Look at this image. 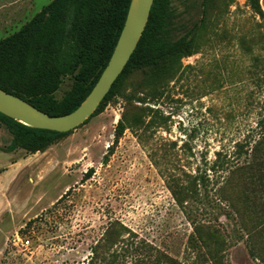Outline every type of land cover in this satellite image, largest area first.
<instances>
[{
  "label": "rangeland",
  "instance_id": "obj_1",
  "mask_svg": "<svg viewBox=\"0 0 264 264\" xmlns=\"http://www.w3.org/2000/svg\"><path fill=\"white\" fill-rule=\"evenodd\" d=\"M51 1L0 0V40ZM173 8L188 51L129 72L46 150L10 152L0 122V264H264V16Z\"/></svg>",
  "mask_w": 264,
  "mask_h": 264
},
{
  "label": "trees",
  "instance_id": "obj_2",
  "mask_svg": "<svg viewBox=\"0 0 264 264\" xmlns=\"http://www.w3.org/2000/svg\"><path fill=\"white\" fill-rule=\"evenodd\" d=\"M132 0H52L18 32L0 40V88L55 116L75 111L107 66ZM261 15L260 0H250ZM197 27H180L173 0H155L143 35L125 69L95 113L121 89L129 72L188 51ZM72 88L56 98L63 80ZM13 135L9 151L42 152L69 132L26 126L0 113Z\"/></svg>",
  "mask_w": 264,
  "mask_h": 264
},
{
  "label": "water",
  "instance_id": "obj_3",
  "mask_svg": "<svg viewBox=\"0 0 264 264\" xmlns=\"http://www.w3.org/2000/svg\"><path fill=\"white\" fill-rule=\"evenodd\" d=\"M155 0H132L114 52L95 86L84 102L73 112L55 116L28 101L0 88V113L26 126L69 132L82 125L97 110L125 69L148 23Z\"/></svg>",
  "mask_w": 264,
  "mask_h": 264
},
{
  "label": "crops",
  "instance_id": "obj_4",
  "mask_svg": "<svg viewBox=\"0 0 264 264\" xmlns=\"http://www.w3.org/2000/svg\"><path fill=\"white\" fill-rule=\"evenodd\" d=\"M26 5H27L26 3L23 4V6L25 8V9H23V13H25L27 11L28 6H26Z\"/></svg>",
  "mask_w": 264,
  "mask_h": 264
},
{
  "label": "built area",
  "instance_id": "obj_5",
  "mask_svg": "<svg viewBox=\"0 0 264 264\" xmlns=\"http://www.w3.org/2000/svg\"><path fill=\"white\" fill-rule=\"evenodd\" d=\"M28 245H29V241H26V244H23V246H24L25 248H27Z\"/></svg>",
  "mask_w": 264,
  "mask_h": 264
}]
</instances>
